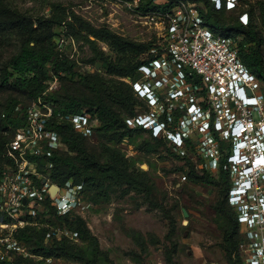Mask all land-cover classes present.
Masks as SVG:
<instances>
[{
  "label": "rangeland",
  "instance_id": "374dc122",
  "mask_svg": "<svg viewBox=\"0 0 264 264\" xmlns=\"http://www.w3.org/2000/svg\"><path fill=\"white\" fill-rule=\"evenodd\" d=\"M5 1L10 9L32 17L35 26L42 19H62L41 30L53 32L56 52L72 59L76 70L98 86V90H93L83 85L79 77L60 78L51 73L47 94L54 93L62 99L71 95L82 101L101 100L127 119L153 109L148 97L141 96L134 89L135 81L148 80L152 83L153 79L140 69L129 76L112 71L107 66V63H135L156 54L163 47L164 37L157 25L148 19V11L142 9V0ZM154 1L162 3L164 0ZM220 1L223 4V0H214L215 5ZM235 2L236 6L228 9L233 14L230 21H236L244 12L249 13L250 20L262 37L264 53V0ZM180 3L201 12L202 3L194 0H181ZM68 23L74 25V32L69 30ZM86 25L92 29L106 28L149 46L138 55L119 51L112 40L96 35ZM23 40L15 30L2 33L0 74L6 61L20 51ZM262 93L264 99V84ZM30 100L27 92L12 85H3L0 81V140L12 137V129L3 127L5 107L8 104L16 107ZM160 101L165 119L168 117L169 102L165 96L160 97ZM132 104L137 105L134 116L129 112ZM181 113L180 106H176L175 116ZM170 124L176 126L179 121L173 119ZM93 135L94 132L90 137ZM153 136L149 131L121 127L88 139L86 146L101 161H107L111 150H118L130 171H146L151 181L150 196L126 185L104 181L102 190L92 188L85 191L81 205L73 211L77 224L86 233L75 230L70 252L46 256L35 252L22 237L30 251L37 256L51 257L53 263L50 264H249V247L255 240L249 237L247 225L239 221L236 208L227 198L226 182L205 180L201 182V187L189 186L180 170V164H184L185 160L180 161L167 146L173 147L171 139L157 136L167 138L165 144L157 142ZM178 154L194 162L195 156L189 150L184 155ZM220 169L218 167L211 173L219 176ZM231 206L239 222L236 233L233 232L236 228L230 221V215L226 214ZM184 208L189 212L188 217L183 213ZM36 260L31 255L20 256L14 264H38Z\"/></svg>",
  "mask_w": 264,
  "mask_h": 264
},
{
  "label": "built area",
  "instance_id": "2783aa9c",
  "mask_svg": "<svg viewBox=\"0 0 264 264\" xmlns=\"http://www.w3.org/2000/svg\"><path fill=\"white\" fill-rule=\"evenodd\" d=\"M221 6L220 1L216 7ZM235 6V0H226L227 9ZM146 15L157 25L165 43L160 56L139 68L153 82H134L135 91L148 97L153 109L128 118L127 123L151 130L154 136L168 137L183 155L189 150L200 169L217 170L221 158H226L231 177L229 201L255 240L249 247V264H264L263 81L243 62L237 39L212 30L196 8L178 3ZM240 20L247 24L248 13H242ZM163 96L169 102L166 119L160 109ZM179 101L183 103L178 105ZM176 106L182 110L179 118L174 114ZM18 111L24 122L6 152L14 163L0 165V264H14L18 257L30 255L38 264H50L51 257L30 251L19 238V230L46 223L50 230L45 242L52 237L74 239L75 230L41 219L51 207L59 214L75 211L83 201V186L71 180L63 186L53 182L49 172L52 164L42 171L30 159L42 153L45 144L63 146L58 132L48 127L53 105L40 97ZM58 116L70 120L87 136L100 124L98 116L88 110ZM173 119L179 125H171Z\"/></svg>",
  "mask_w": 264,
  "mask_h": 264
},
{
  "label": "trees",
  "instance_id": "16d2710c",
  "mask_svg": "<svg viewBox=\"0 0 264 264\" xmlns=\"http://www.w3.org/2000/svg\"><path fill=\"white\" fill-rule=\"evenodd\" d=\"M142 9L145 11L171 9L181 0H164L162 3H156L154 0H142ZM202 3L201 15L205 23L215 32L225 35H231L237 39L239 44L240 56L247 68L259 76L264 84V53L262 48V37L259 35L254 23L249 18L247 24L243 23L239 16L236 21H230L233 17L226 8V0L220 8H217L214 0H194ZM264 14V3H263ZM249 15V13H248ZM62 19H42L39 25L35 26V20L24 13L14 11L9 8L5 0H0V42L2 33L7 30H15L22 36L23 43L18 53L14 54L3 66L0 74V81L3 85H12L14 88L27 92L31 99L29 103H19L16 107L14 104H8L5 107L3 127L4 129H12V137L10 140L2 138L0 140V165L4 163L13 164L14 161L7 156V149L10 141L13 139L15 131L22 126L24 119L18 107L26 109L38 98L42 97L45 101L51 103L54 107V116L48 121V127L52 128L61 138L62 147L54 148L45 144L43 152L36 155H31L30 159L36 162L39 170H45L48 163L52 164L49 168L51 180L63 186L68 181L83 186V195L85 191L94 189H103L104 181H109L116 185L128 186L139 192H143L150 196L151 181L147 177L144 170L137 172L128 169L126 160L123 154L118 150H111V154L107 161H101L86 146L87 140L95 134H103L112 129L130 128L131 130L149 131L142 126L132 127L127 123V118L122 117L121 113L113 107L107 105L103 101H82L74 96L68 95L65 99L57 97L54 93L47 94L48 79L51 78V73L60 78L66 77L74 79L79 77L80 82L88 88L98 90L95 81L86 75L81 74L76 70L75 62L65 55H59L56 52L53 39L55 34L51 31H42L48 25L55 22H61ZM83 24L84 23L82 21ZM69 30L74 32L75 28L72 23H68ZM90 27L89 25H86ZM91 28V27H90ZM96 35L112 40L113 45L119 51H130L135 54L145 52L149 45L133 41L125 38L109 29H92ZM160 50L150 55L148 58L129 64H114L107 63V66L112 71H118L122 74L132 76L139 70L142 64L150 65L154 58L160 56ZM189 80V79H187ZM199 83L202 81L199 79ZM136 104L129 107L131 116L134 114ZM83 110H88L92 115L98 116L100 124L94 128L92 137L84 135L76 130L74 124L68 119H60L58 113L72 114L81 113ZM134 116V115H133ZM166 119V118H165ZM159 143L167 144V138H159L153 136ZM170 152L180 161L185 160L184 164H180V170L186 176L185 183L189 186L201 187L202 181H225L231 186L230 169L227 166L226 158H223L220 165L221 169L219 176L213 175L206 168L200 169L196 167L195 162L189 157H184L178 154L174 148L167 145ZM149 149H153L150 145ZM187 160V161H186ZM195 190V189H194ZM227 191V198H228ZM50 204V200L46 202ZM226 213L229 216L232 225L237 232L239 222L233 206ZM42 221H47L50 225H60L77 230L82 234L86 231L77 224L78 220L73 211L59 214L54 207H51L48 212L42 216ZM50 227L46 223L40 226H26L19 230V238H25L28 245L35 251L41 252L46 256H52L70 252L72 247V239L62 236L59 239L51 238L49 242H45L46 234ZM23 241V240H22ZM24 242V241H23Z\"/></svg>",
  "mask_w": 264,
  "mask_h": 264
},
{
  "label": "water",
  "instance_id": "95a60500",
  "mask_svg": "<svg viewBox=\"0 0 264 264\" xmlns=\"http://www.w3.org/2000/svg\"><path fill=\"white\" fill-rule=\"evenodd\" d=\"M56 188L58 187L57 185H54ZM183 213H184V215L186 216V217H188L189 216V212H188V210L186 209V208H184L183 209Z\"/></svg>",
  "mask_w": 264,
  "mask_h": 264
},
{
  "label": "clouds",
  "instance_id": "9594fccd",
  "mask_svg": "<svg viewBox=\"0 0 264 264\" xmlns=\"http://www.w3.org/2000/svg\"><path fill=\"white\" fill-rule=\"evenodd\" d=\"M153 125H156L155 123H153Z\"/></svg>",
  "mask_w": 264,
  "mask_h": 264
}]
</instances>
